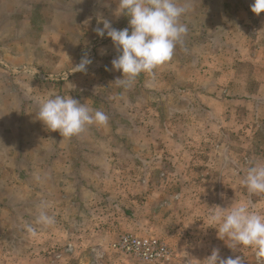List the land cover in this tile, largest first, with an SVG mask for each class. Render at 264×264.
<instances>
[{
	"label": "rangeland",
	"instance_id": "obj_1",
	"mask_svg": "<svg viewBox=\"0 0 264 264\" xmlns=\"http://www.w3.org/2000/svg\"><path fill=\"white\" fill-rule=\"evenodd\" d=\"M252 1L177 0L188 6L183 43L154 77L141 73L125 89L115 83L123 73L112 66V40L95 32L102 19L131 31L117 8L88 17L95 38L43 40V51L24 20L48 13L33 27L47 21L55 31L53 9L0 0V264H155L112 246L125 235L166 243L179 264H201L213 248L258 264L252 249L228 248L209 222L215 206L232 202L264 214V193L243 184L248 168L264 163V62L254 64L244 47L261 40L233 24ZM206 18L225 29L207 27ZM86 53L92 63L74 72ZM55 95L104 112L107 124L71 138L50 131L39 120V101ZM25 157L42 169L17 168ZM42 204L51 226L36 222Z\"/></svg>",
	"mask_w": 264,
	"mask_h": 264
},
{
	"label": "clouds",
	"instance_id": "obj_2",
	"mask_svg": "<svg viewBox=\"0 0 264 264\" xmlns=\"http://www.w3.org/2000/svg\"><path fill=\"white\" fill-rule=\"evenodd\" d=\"M251 10L258 16L264 13V0H254ZM188 6H180L177 0H118L114 15L128 18L129 28L116 29L106 19L100 22L95 32L101 38L105 34L113 42L117 57L112 60L113 69L122 71L123 78L115 83L125 89L131 87L137 77L144 73L155 76V70L172 60L178 44L183 43L187 26L181 17ZM92 61L83 58L74 66V72L86 71ZM39 120L50 131H59L63 138L79 136L87 126H104L108 116L99 110L93 111L71 96L55 95L39 101ZM243 184L253 194L264 193V163H254L247 170ZM41 205L37 224L45 227L54 224L53 216ZM209 222L217 229V237L233 251L250 248L258 264H264V214L252 209L244 202H232L228 207L215 206L209 215ZM27 231L35 236L36 231L28 226ZM199 261V260H198ZM201 264H244L241 256L223 258L218 248H213ZM191 264V258L188 260Z\"/></svg>",
	"mask_w": 264,
	"mask_h": 264
},
{
	"label": "crops",
	"instance_id": "obj_3",
	"mask_svg": "<svg viewBox=\"0 0 264 264\" xmlns=\"http://www.w3.org/2000/svg\"><path fill=\"white\" fill-rule=\"evenodd\" d=\"M10 1V0H8ZM28 1L29 3H31V0H25ZM38 2L40 4V9L43 8H52V12L49 15L50 18V25H53V27H55V31L52 29L50 31H48L46 24L48 23L47 21L45 23H43V28H37L36 26L33 27L35 25V23L37 22V18H42V16H44L46 18V14L48 13H38V15H36L35 17L31 14L27 16V19L24 20V23H29L31 25V28L29 29V33H31L29 35V38H33V39H39L41 41L40 43V48L41 50L44 51V48L42 47L43 45V40H51V39H62V40H71L74 41V39L79 38V39H89V38H95L92 37V33L93 30L89 29L87 27V23L89 22L90 19H88V17L90 15H93L95 12L97 13V9H109V11L111 9H116L118 8V0H33V3ZM36 3L34 6L36 7L37 4ZM204 3V2H203ZM212 2L207 1L206 2V6L210 7L213 9V6L211 5ZM254 3V0L252 1L251 4ZM249 4V3H248ZM33 6V4L31 5ZM251 6V5H249ZM34 7V8H35ZM33 8V9H34ZM244 8V7H243ZM246 8V6H245ZM245 10V9H242ZM250 11L251 7H248V11L246 9L245 15H243L244 17L241 19V21L238 19L236 22H233V24H239L238 27H242L244 31H250L252 32V37L253 40H258L260 42V44H253L251 43L248 44V42L245 44L244 47H249L250 48V55L252 57V61L254 62V64H256L258 66L259 62H264V58H261V56L264 55V13H261L259 16L257 14L254 15H250ZM105 12V11H104ZM104 14V13H103ZM26 17V15H24ZM103 16V15H101ZM112 15L109 14V17H111ZM12 17V15H11ZM238 18V17H237ZM93 21V20H92ZM126 21V19H125ZM41 22V21H39ZM42 23V22H41ZM203 23L207 24V27H211L213 24H217L216 25V29L219 30V28H224L225 29V25L221 20H217L216 21H210L209 18H206V21H204ZM232 23V22H231ZM230 23V24H231ZM62 25L65 29L63 31H60L58 29V26ZM67 27V29H66ZM211 29V28H210ZM54 31V32H53ZM254 31V32H253ZM75 35V36H73ZM215 39H223L224 37L218 36L217 34L214 35ZM226 39L227 36H226ZM250 42H253L252 40ZM49 46V45H48ZM74 44H72V53L76 55L77 50H74ZM51 49V48H49ZM51 51V52H48ZM45 52H47L46 54H53L52 49L51 50H46ZM55 54H59V53H55ZM54 54V55H55ZM87 53L83 54V58L87 57ZM82 58V59H83ZM81 59V60H82ZM81 60H77L75 63V66L78 65ZM264 64V63H263ZM237 65V63L235 62L233 64V66ZM240 64H238V66L233 67V70H239V66ZM23 129H21L22 131ZM20 149V145L19 148ZM17 150V149H15ZM20 153H18L19 155ZM17 164L16 167L17 168H21L20 166L23 167H29V166H34V167H39L40 169H42V165L39 164H31V160H29L28 158L25 157V159H18L16 160ZM49 164V163H48ZM48 164L45 165V167H49ZM21 173V172H20ZM2 181V182H1ZM13 181H9L8 183H11ZM4 184H6V181L3 182V180H1L0 178V192H1V188L2 186H5ZM8 187V186H7ZM11 187V186H9ZM40 193H42V190L40 191ZM2 194V193H1ZM0 194V198L1 195ZM135 261L131 260V262L129 261V264H134ZM183 263L184 264H188V259L187 258H183ZM155 264H179V261L176 260L175 258H172L170 261L168 262H155Z\"/></svg>",
	"mask_w": 264,
	"mask_h": 264
},
{
	"label": "built area",
	"instance_id": "obj_4",
	"mask_svg": "<svg viewBox=\"0 0 264 264\" xmlns=\"http://www.w3.org/2000/svg\"><path fill=\"white\" fill-rule=\"evenodd\" d=\"M112 246L143 261L168 262L173 257L166 243L148 237L125 235Z\"/></svg>",
	"mask_w": 264,
	"mask_h": 264
}]
</instances>
